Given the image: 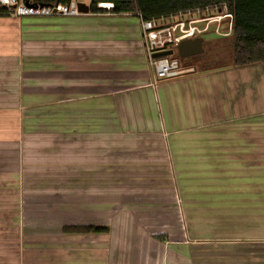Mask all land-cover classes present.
I'll list each match as a JSON object with an SVG mask.
<instances>
[{
  "label": "crops",
  "instance_id": "crops-1",
  "mask_svg": "<svg viewBox=\"0 0 264 264\" xmlns=\"http://www.w3.org/2000/svg\"><path fill=\"white\" fill-rule=\"evenodd\" d=\"M0 264H264V65L159 81L136 15L0 17Z\"/></svg>",
  "mask_w": 264,
  "mask_h": 264
},
{
  "label": "trees",
  "instance_id": "trees-1",
  "mask_svg": "<svg viewBox=\"0 0 264 264\" xmlns=\"http://www.w3.org/2000/svg\"><path fill=\"white\" fill-rule=\"evenodd\" d=\"M33 5H66L72 0H23ZM89 1L90 12L132 14L146 20L168 17L187 11L226 4L232 15V62L226 67H245L253 64L264 65V0H77ZM100 4H111L113 8H100ZM10 16L0 8V17ZM179 58V57H178ZM180 59V58H179ZM185 61V59H180ZM222 68V67H221ZM65 233L89 234L108 233V227L75 226L64 227ZM162 240L161 236L157 237Z\"/></svg>",
  "mask_w": 264,
  "mask_h": 264
},
{
  "label": "built area",
  "instance_id": "built-area-1",
  "mask_svg": "<svg viewBox=\"0 0 264 264\" xmlns=\"http://www.w3.org/2000/svg\"><path fill=\"white\" fill-rule=\"evenodd\" d=\"M81 1L72 0L70 3L56 5H33L23 0H0V8L6 9L11 17L46 18L54 15L77 17L83 15L79 10ZM106 4H100L104 8ZM108 11L113 8L109 4ZM224 12L223 15L221 13ZM142 30L145 53L155 70L159 81H170L182 77L185 73L194 72V68L183 69L178 58V45L186 39L202 37L209 30V25L201 26L203 22H216L220 26L222 20L230 22L232 29L233 18L226 4L207 7L195 11H187L168 17L146 20L138 16ZM219 28V27H218ZM173 51L174 55L155 59V54Z\"/></svg>",
  "mask_w": 264,
  "mask_h": 264
},
{
  "label": "rangeland",
  "instance_id": "rangeland-1",
  "mask_svg": "<svg viewBox=\"0 0 264 264\" xmlns=\"http://www.w3.org/2000/svg\"><path fill=\"white\" fill-rule=\"evenodd\" d=\"M108 7L110 9L109 4H106L104 8L108 10ZM223 14L224 12L221 13ZM133 19L139 22L137 17ZM200 25H209L208 32L202 35L205 52L200 56L181 61V67L195 70L226 68L232 62L233 31L230 29V22L224 19L220 26L216 22H203Z\"/></svg>",
  "mask_w": 264,
  "mask_h": 264
},
{
  "label": "water",
  "instance_id": "water-1",
  "mask_svg": "<svg viewBox=\"0 0 264 264\" xmlns=\"http://www.w3.org/2000/svg\"><path fill=\"white\" fill-rule=\"evenodd\" d=\"M26 5H29V3L27 2ZM79 10L83 14L90 13V7L83 3L79 4ZM204 42H205L204 38L202 37L183 40L178 45V48H177L178 56L181 59H188V58L197 57V56L204 54L205 52ZM173 55H174L173 51H167V52L155 54L153 58L158 59V58L169 57Z\"/></svg>",
  "mask_w": 264,
  "mask_h": 264
}]
</instances>
